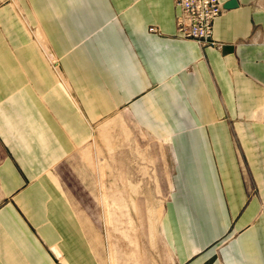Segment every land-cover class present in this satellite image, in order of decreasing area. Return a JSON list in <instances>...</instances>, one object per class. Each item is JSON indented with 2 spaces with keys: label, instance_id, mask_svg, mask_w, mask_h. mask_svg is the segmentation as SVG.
I'll list each match as a JSON object with an SVG mask.
<instances>
[{
  "label": "crops",
  "instance_id": "obj_1",
  "mask_svg": "<svg viewBox=\"0 0 264 264\" xmlns=\"http://www.w3.org/2000/svg\"><path fill=\"white\" fill-rule=\"evenodd\" d=\"M220 1L202 46L173 0H0V264H102L59 167L119 112L170 156V264H264V0Z\"/></svg>",
  "mask_w": 264,
  "mask_h": 264
},
{
  "label": "rangeland",
  "instance_id": "obj_2",
  "mask_svg": "<svg viewBox=\"0 0 264 264\" xmlns=\"http://www.w3.org/2000/svg\"><path fill=\"white\" fill-rule=\"evenodd\" d=\"M59 170L60 185L98 240L102 264H170L161 232L172 188L170 156L127 113L100 120L88 145Z\"/></svg>",
  "mask_w": 264,
  "mask_h": 264
},
{
  "label": "built area",
  "instance_id": "obj_3",
  "mask_svg": "<svg viewBox=\"0 0 264 264\" xmlns=\"http://www.w3.org/2000/svg\"><path fill=\"white\" fill-rule=\"evenodd\" d=\"M173 4L178 10L176 31L179 36L202 46H213V22L224 10L221 1L173 0ZM149 32H155L154 28Z\"/></svg>",
  "mask_w": 264,
  "mask_h": 264
},
{
  "label": "water",
  "instance_id": "obj_4",
  "mask_svg": "<svg viewBox=\"0 0 264 264\" xmlns=\"http://www.w3.org/2000/svg\"><path fill=\"white\" fill-rule=\"evenodd\" d=\"M234 5H235V3H234L233 1H231L229 4L225 5V6L223 7V9H224V8H227V7L234 6Z\"/></svg>",
  "mask_w": 264,
  "mask_h": 264
}]
</instances>
